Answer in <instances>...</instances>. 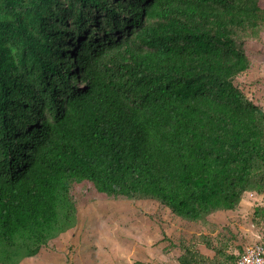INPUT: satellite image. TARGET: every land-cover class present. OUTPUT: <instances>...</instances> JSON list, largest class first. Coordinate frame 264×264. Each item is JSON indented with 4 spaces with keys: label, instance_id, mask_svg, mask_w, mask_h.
<instances>
[{
    "label": "trees",
    "instance_id": "obj_1",
    "mask_svg": "<svg viewBox=\"0 0 264 264\" xmlns=\"http://www.w3.org/2000/svg\"><path fill=\"white\" fill-rule=\"evenodd\" d=\"M263 25L258 0H0V264L73 227L75 185L190 222L264 193V109L235 84ZM232 244L194 235L178 264Z\"/></svg>",
    "mask_w": 264,
    "mask_h": 264
},
{
    "label": "rangeland",
    "instance_id": "obj_2",
    "mask_svg": "<svg viewBox=\"0 0 264 264\" xmlns=\"http://www.w3.org/2000/svg\"><path fill=\"white\" fill-rule=\"evenodd\" d=\"M258 1L264 6V0ZM66 6L65 2L63 9ZM237 45L246 53L251 69L236 78L235 84L264 109V25L259 38L241 37ZM72 195L77 204L73 227L18 264H178L183 246L200 231L233 240V251L241 254L254 241L251 232H257L252 226L254 211L264 209V193L250 191L242 195L229 218L221 215L213 222L209 215L190 222L154 200L96 196L82 185H75ZM202 253L210 254L206 250Z\"/></svg>",
    "mask_w": 264,
    "mask_h": 264
},
{
    "label": "built area",
    "instance_id": "obj_3",
    "mask_svg": "<svg viewBox=\"0 0 264 264\" xmlns=\"http://www.w3.org/2000/svg\"><path fill=\"white\" fill-rule=\"evenodd\" d=\"M262 225L264 227V219ZM261 233L256 232L254 241L243 248L237 264H264V230Z\"/></svg>",
    "mask_w": 264,
    "mask_h": 264
},
{
    "label": "crops",
    "instance_id": "obj_4",
    "mask_svg": "<svg viewBox=\"0 0 264 264\" xmlns=\"http://www.w3.org/2000/svg\"><path fill=\"white\" fill-rule=\"evenodd\" d=\"M230 213H232V212H230V211H229V212H224V211L216 212V213L210 215V218H211V220H212L213 222H215V220H217L218 218H220L221 215H225V217H228V218H229V216H231ZM213 218H214L215 220H213ZM232 226L234 227V225H232ZM236 231H239V230H236ZM254 231H255V230H254ZM254 231L251 232V235H252L251 239H254V235H255V233H256V232H254ZM201 233L204 234V232H201V231H200V232H198V233L196 234V236L199 235V234H201ZM237 233H238V232H237ZM236 244H237V243H236ZM197 249L199 250V252H200L203 256H205V255L202 253V250H206V251H208L210 254H209V256H205V257H208V258H212V257H213V253H212L210 250L206 249L205 247H203V246H199Z\"/></svg>",
    "mask_w": 264,
    "mask_h": 264
}]
</instances>
